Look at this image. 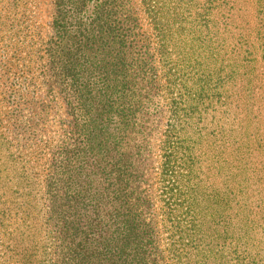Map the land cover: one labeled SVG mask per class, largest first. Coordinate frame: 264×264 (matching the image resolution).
<instances>
[{
	"label": "trees",
	"instance_id": "1",
	"mask_svg": "<svg viewBox=\"0 0 264 264\" xmlns=\"http://www.w3.org/2000/svg\"><path fill=\"white\" fill-rule=\"evenodd\" d=\"M233 1L140 0L144 23L133 0H53L45 38L15 36L0 62L14 139H39L43 96L68 115L41 184L40 264H264V95L233 88V47L218 38ZM242 91L256 126L234 153L224 125Z\"/></svg>",
	"mask_w": 264,
	"mask_h": 264
},
{
	"label": "rangeland",
	"instance_id": "2",
	"mask_svg": "<svg viewBox=\"0 0 264 264\" xmlns=\"http://www.w3.org/2000/svg\"><path fill=\"white\" fill-rule=\"evenodd\" d=\"M133 2L140 8L139 15L145 23L146 14L143 12L142 3L140 0ZM233 4L234 9L230 13L232 28L221 32L218 38L227 34L233 47H227L226 50L224 48L226 57L232 58L231 65L235 76L233 84L236 82L233 88L238 86L240 89L245 84L247 91H250L254 87L252 94L257 99L259 95H264V87L259 88L264 85V34L261 36L262 33L257 32L255 24L259 8H262V24L264 23V0H234ZM188 7H191V2L183 8L180 6L178 10L190 11ZM226 10V7L222 8V13ZM53 11V0H0V62L13 58L17 44L14 41L15 36L25 33L36 42L45 38L50 31ZM190 14H194L193 9ZM238 27L248 36V45L243 40H237ZM179 33L174 31L173 35V40L176 38L173 49L177 54L185 47L184 43L178 41L185 39ZM195 38L198 37L190 35L184 42L189 44ZM184 54L183 50L177 60L182 58L184 61ZM9 80L7 74L0 69V120H5L3 124L0 122V264H40L45 261L42 247L45 244L46 227L41 184L56 156L55 146L64 138L68 115L59 94L56 93L57 99L43 96L48 107L42 124L37 127L39 139L32 140L28 132L20 133V138L14 139V135L18 133H12L6 121L8 103L5 101V84ZM252 94L246 98L242 91L232 96L231 113L234 119L224 125V128L232 130L230 140L234 144V153L239 142L245 140V137L240 138L239 132L245 131L248 125L251 128L256 126L251 109L248 110V104L254 103ZM223 110L225 108L220 111ZM208 124L210 129H214L212 119ZM241 134L245 136V133ZM2 136L11 138V141L3 143Z\"/></svg>",
	"mask_w": 264,
	"mask_h": 264
}]
</instances>
